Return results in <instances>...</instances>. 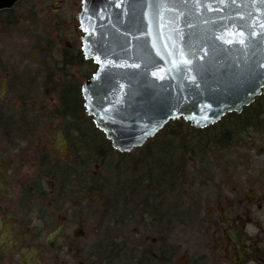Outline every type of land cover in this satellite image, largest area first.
Wrapping results in <instances>:
<instances>
[{
	"label": "flooded vegetation",
	"instance_id": "flooded-vegetation-1",
	"mask_svg": "<svg viewBox=\"0 0 264 264\" xmlns=\"http://www.w3.org/2000/svg\"><path fill=\"white\" fill-rule=\"evenodd\" d=\"M26 2L0 10V264H264V113L253 111L264 96L206 129L189 124L186 154L160 151L170 164L154 193L127 196L123 228H100L101 132L83 97L98 66L83 52V0L61 43L43 25L69 23L63 0L48 22Z\"/></svg>",
	"mask_w": 264,
	"mask_h": 264
},
{
	"label": "water",
	"instance_id": "water-1",
	"mask_svg": "<svg viewBox=\"0 0 264 264\" xmlns=\"http://www.w3.org/2000/svg\"><path fill=\"white\" fill-rule=\"evenodd\" d=\"M79 20L98 66L85 109L121 154L171 122L206 129L264 96V0H83Z\"/></svg>",
	"mask_w": 264,
	"mask_h": 264
},
{
	"label": "rangeland",
	"instance_id": "rangeland-1",
	"mask_svg": "<svg viewBox=\"0 0 264 264\" xmlns=\"http://www.w3.org/2000/svg\"><path fill=\"white\" fill-rule=\"evenodd\" d=\"M58 0H54L53 2L45 3V0H27L26 4L28 5H38L40 7L39 10V16L43 17V20L45 22L46 19H56L57 17L52 14L51 10V3L57 4ZM64 7H66L64 12L67 13H61V16L64 18H67L69 20V23H64L63 20H57L59 23H55V20L53 22H48V24L43 25L46 28L47 33H50L53 37H56L55 40L57 43H61V40L65 39L66 41L73 39L74 36V26L73 22L71 21L74 16V13L76 12V9L72 8V5L75 3V0H63ZM37 6V8H38ZM55 24L56 27L54 26ZM20 33V29H19ZM34 58L36 59L37 56L34 54ZM83 72H86V68H83ZM256 107H254L253 111L258 112L259 109L264 113V99H259L258 102L255 104ZM259 111V112H260ZM82 125V124H81ZM220 126L215 127V129H219ZM178 134L183 135L184 132H179ZM187 134V133H186ZM169 133L166 131H163L161 134H159L158 141L159 145L155 147L154 142L150 141L145 148L138 149L133 151L130 154H120L118 152H107L108 156L107 158L100 160L99 159V167L95 170V172L98 175V184H99V190L102 191L101 194H99V220H100V228H123L124 223V217L126 215V210L124 208L125 200L127 199V196L132 198L134 200H142V197L140 195H145V193H154L153 190L157 185L159 181V176L161 173L160 167H168L170 164V158L167 159L166 152L161 153L160 151H171L174 149H177L180 143L181 137H169ZM100 138V139H99ZM174 139L173 143L171 144L170 141H166L165 139ZM190 137L186 136L187 144L188 139ZM165 140V141H164ZM103 138L98 135V147L103 145ZM164 141V142H163ZM104 146V145H103ZM188 146V145H187ZM152 155L148 157L147 160H145L144 154L149 153V151H153ZM85 155H87V151ZM82 152V154H83ZM146 152V153H144ZM176 153V152H175ZM179 154L181 152L179 151ZM83 155V156H85ZM180 156V155H179ZM181 158V157H180ZM141 159V161H140ZM140 161V162H138ZM143 161V162H142ZM146 161V162H145ZM142 162V163H141ZM164 163V164H163ZM145 172H147L145 174ZM137 179V180H136ZM136 180V182H133ZM162 183V182H161ZM136 184H139L135 187ZM128 185V189H127ZM119 187V188H118ZM119 189V195L116 197L115 202L110 200L109 198H113L116 195V190ZM127 189V190H126ZM109 199L110 202L114 203V206L107 200ZM176 196H174V199ZM125 199V200H123ZM188 195L185 194V191H183V195L180 194L178 198V207L180 212H183V210L188 208L187 203ZM117 202H120V205H116ZM173 202V199L171 197H167L164 200L165 206L168 204H171ZM132 208H136L135 204L131 206ZM136 216L134 217L135 220L131 222L128 221V224H135L137 226L139 224V215L138 210L136 211ZM180 218L184 221L186 225L189 227H193L192 218L189 216H180ZM118 221V223H116ZM138 227V226H137ZM88 231L91 229L90 226H87ZM130 228H135L130 226Z\"/></svg>",
	"mask_w": 264,
	"mask_h": 264
},
{
	"label": "trees",
	"instance_id": "trees-1",
	"mask_svg": "<svg viewBox=\"0 0 264 264\" xmlns=\"http://www.w3.org/2000/svg\"><path fill=\"white\" fill-rule=\"evenodd\" d=\"M190 129V125H189V123H187V122H185V121H175V122H171L169 125H167L166 126V128H165V131L166 132H168L169 133V137H176V136H178V137H181V139H180V143H179V146H180V152H183L184 154H186L187 153V139H186V136L188 137V134H186L187 132H188V130ZM179 132H184L185 134H183V135H180V134H178ZM209 132H204V133H202V134H208ZM99 136L101 137L102 136V138H103V145L102 146H100V148H99V159L100 160H102L103 161V159H105V158H107V156H108V154H107V152H113L114 150H113V148H112V146H111V144H110V142L109 141H107L106 140V138H105V136L103 135V134H99ZM100 139V138H99ZM158 139V137H156V138H154L153 140H151V141H155L154 142V145H155V147L156 146H158L160 143H159V141L157 140ZM166 141H170L171 142V144L173 143V141H174V139H171V138H168V139H165ZM164 140V141H165ZM163 141V142H164ZM150 142V141H149ZM145 148V147H144ZM143 149V148H142ZM202 150H204V148H202ZM152 152H154V150L153 151H149V153H147V154H144V156L142 155V157H144L145 158V160H147L148 159V157L150 156V155H152ZM144 153H146V152H144ZM167 159H169V158H167ZM140 161H141V159H140ZM140 161H138V162H140ZM143 162V161H142ZM141 162V163H142ZM146 162V161H145ZM164 164V163H163ZM137 180V179H136ZM136 180H134L133 182H136ZM137 185H139V184H136L135 185V187L137 186ZM119 188V187H118ZM127 189H128V185H127ZM126 189V190H127ZM102 193V191L101 190H99V194H101ZM116 195H115V197H113V198H109L110 200H112L113 202H115V200H116V197L119 195V189H117L116 190ZM133 196L134 195H132V198H130V199H133ZM109 199L107 198V200L109 201ZM123 200H125V199H123ZM134 200V199H133ZM137 200V199H136ZM110 202V201H109ZM113 206H114V203H112V202H110ZM120 205V202H117L116 203V205ZM115 207V206H114ZM116 223H118V221H116Z\"/></svg>",
	"mask_w": 264,
	"mask_h": 264
},
{
	"label": "snow or ice",
	"instance_id": "snow-or-ice-1",
	"mask_svg": "<svg viewBox=\"0 0 264 264\" xmlns=\"http://www.w3.org/2000/svg\"><path fill=\"white\" fill-rule=\"evenodd\" d=\"M85 31H87V29H85ZM145 135H147V133H145Z\"/></svg>",
	"mask_w": 264,
	"mask_h": 264
}]
</instances>
